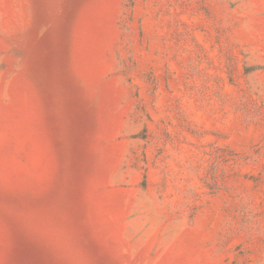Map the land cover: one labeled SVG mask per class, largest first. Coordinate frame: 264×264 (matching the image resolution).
<instances>
[{
	"label": "rangeland",
	"instance_id": "374dc122",
	"mask_svg": "<svg viewBox=\"0 0 264 264\" xmlns=\"http://www.w3.org/2000/svg\"><path fill=\"white\" fill-rule=\"evenodd\" d=\"M0 264H264V0H0Z\"/></svg>",
	"mask_w": 264,
	"mask_h": 264
}]
</instances>
